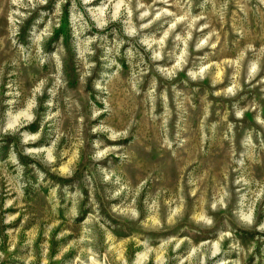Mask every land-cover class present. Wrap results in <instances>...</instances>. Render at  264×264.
<instances>
[{
    "label": "rangeland",
    "instance_id": "1",
    "mask_svg": "<svg viewBox=\"0 0 264 264\" xmlns=\"http://www.w3.org/2000/svg\"><path fill=\"white\" fill-rule=\"evenodd\" d=\"M0 264H264V0H0Z\"/></svg>",
    "mask_w": 264,
    "mask_h": 264
},
{
    "label": "bare ground",
    "instance_id": "2",
    "mask_svg": "<svg viewBox=\"0 0 264 264\" xmlns=\"http://www.w3.org/2000/svg\"><path fill=\"white\" fill-rule=\"evenodd\" d=\"M116 8H119L118 5H116ZM91 14H92L94 20L97 21V23L102 21V17L104 14V6H100V7L96 8L95 10H93L91 12ZM101 23H103V22H101ZM30 110H31V105H29L27 107V111L21 112L17 116H15L12 120H9L8 125L9 126L16 125L21 118H24L25 120H31L32 115L30 114ZM247 218L249 219L250 216H247Z\"/></svg>",
    "mask_w": 264,
    "mask_h": 264
}]
</instances>
